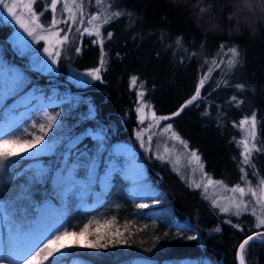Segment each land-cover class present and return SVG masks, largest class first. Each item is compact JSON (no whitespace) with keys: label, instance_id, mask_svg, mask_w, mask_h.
Segmentation results:
<instances>
[{"label":"trees","instance_id":"1","mask_svg":"<svg viewBox=\"0 0 264 264\" xmlns=\"http://www.w3.org/2000/svg\"><path fill=\"white\" fill-rule=\"evenodd\" d=\"M105 4L111 6V11L124 12L114 20L129 28L118 43L112 36L105 38L103 47L107 63L115 61L118 53L127 50L129 53L134 51L133 63L116 69L106 65L100 80L83 86L68 81L61 67L56 72L46 73L31 67L20 56H15L21 58L20 62L11 59L14 49L7 36L12 27L0 18L2 59L15 64L25 81L20 90L6 96L0 104V121L9 112L31 104L36 94L48 99H78L88 105V115L74 132L64 138L55 151L35 158L46 166L41 175L29 166L31 157L0 158V224L6 223L9 229L26 226L36 216L40 205L45 201H57L53 175L62 165L65 152L82 150L91 144L89 131L92 129L105 136L108 153L115 142L132 144L150 184L166 195L176 219L196 228L198 234L182 238L175 227L161 221L150 226L149 218L139 213L134 201L128 197L126 181L115 174L109 188L102 191L103 200L92 208L83 207L68 195L65 209L54 225L59 231H77L97 216L107 214L122 226L127 223L124 236L101 238L99 243L103 241L106 248L92 249L73 242L68 249L54 254V264H70L74 258L86 264H130L137 258H146L150 264H179L184 257L197 264H204L206 260L210 264H236V247L242 237L251 232H264V228L247 229L240 225L241 231L234 227L236 223L229 224L227 217L212 206L202 191L187 183L167 158L159 154L161 145L166 148L163 134L153 140L146 135L142 145L136 134L141 121L135 105L139 97L137 92L142 90L143 101L150 104L156 114L171 117L165 122L170 120L178 126L182 121L190 133L181 126H178L179 131L189 137L190 143L199 141L202 144L206 156L201 158L207 166L234 167L238 173L245 167L252 172L242 163L243 147L239 141L243 130L236 125L244 116L255 113L254 143L257 148L262 147L264 0H105ZM93 5L94 0H84L85 15L90 13ZM82 19L85 23V18ZM108 29L111 33L114 30ZM88 37L86 33L79 41L76 37L80 54L96 55L100 47L97 42H87ZM141 41L142 48L138 47ZM149 46L163 49L167 59L165 64ZM232 46L241 53L242 64L231 71L223 66L213 71L201 92L204 99H198L172 117L171 114L191 98L195 80L208 73L205 66L213 59L226 60L227 48ZM133 76L137 78L135 87L130 85ZM218 83L220 87H217ZM241 83L247 86L244 90L235 87ZM208 91L212 92L211 96H207ZM233 96L237 101H232ZM256 155L264 162V151H253L252 159ZM104 163L102 158L98 171L103 169ZM93 186L97 190V180ZM92 195L93 192H89L87 196L90 199ZM217 228L220 231H215ZM245 264H264V242L251 241L246 246Z\"/></svg>","mask_w":264,"mask_h":264},{"label":"rangeland","instance_id":"2","mask_svg":"<svg viewBox=\"0 0 264 264\" xmlns=\"http://www.w3.org/2000/svg\"><path fill=\"white\" fill-rule=\"evenodd\" d=\"M49 4L50 0H37V3L33 6L34 11L37 14L43 12V15L40 16L39 22L45 27L50 24L53 16ZM17 11L22 15V19L26 23L29 22V13L22 5ZM96 11L97 6L93 5L89 14H94ZM101 11H103V9H101ZM89 14L85 15L84 11L79 14V18H85V23H83L82 26L71 20L68 21V24L60 23L56 26L57 29L65 30L61 31L60 35L63 36L67 34L69 40L65 41L63 45L57 46L56 50L60 52V56L58 57V62L53 63L52 57L44 52V48L50 46L49 42L33 39L32 36H29L28 33L20 27V24L16 22L15 18L10 16L6 10L0 8V18L9 22L12 27L7 36L10 45L14 49L10 58H15L14 61L17 63L21 61V58H16L15 56H20L22 59H25L31 67L46 73L56 72L61 67L65 70L68 81L77 86H83L96 80L88 73L90 70L100 66V58L102 55L105 61L104 68L108 65L111 69H116L127 65L128 62L133 63L134 51L129 53L128 50L123 53H118V57L115 61L107 63L105 54L106 50L98 43L97 45H99L100 49H98L96 55L89 52H83L81 54L80 51L77 52L76 49H80V46L76 44V37L78 36L79 41L81 35L84 33L83 28L89 27L87 24ZM56 18L58 20L68 19V13L63 11V0L57 5ZM79 27L81 29L77 31ZM68 28H71V31H67ZM105 28L107 29L105 30ZM108 28H110L111 31L114 29L112 37L117 43L123 34L129 29L128 26H123L122 22L119 20H112L109 24L103 25L101 27V32L104 43L105 38L108 37ZM41 34L46 33L42 32ZM97 39L98 38L93 34L88 37L87 42H93L95 44ZM143 45L144 44L141 41L139 42L138 47L142 48ZM128 47L130 48V46ZM149 48L150 51L154 49V53L156 52V54L159 55L162 64H165L164 62H166L167 59L165 53H163V49H156V47L153 46H149ZM135 49L136 48H134V50ZM210 66L211 64L207 67L205 66L204 70L208 72ZM200 78L195 80L191 96L194 94ZM24 84L25 81L21 77V70L15 64H9L6 60L2 59L0 51V104L6 96L20 90ZM211 94L212 92L208 91L207 96H211ZM142 102L147 105V107H145L147 118L143 123H140L136 130L138 140L143 145L144 139L147 137L146 135H149L153 140L157 135L161 136V134H163L164 146H166V148H162L161 145L159 149L161 152L159 151V154L162 157L167 158L172 167L180 173V176L184 178L187 183H191L193 186L196 184L204 185L210 177L214 181H223V184L227 185L228 188H231L237 183L244 186V173L240 171L238 173L234 167L230 168L229 166L220 168L212 165L207 166L201 158L202 155L204 157L206 156L202 144L199 141H194L195 144L190 143L189 137L183 135L179 131L178 126H181L185 132L190 133L186 129V125H183L182 121H180V125L177 126L173 124V121L169 120L167 123L164 120H159V117L162 116L159 114H156L157 119L153 120L152 112L154 110L150 104L141 101L140 97H138L135 105V112L139 118L140 113L137 112V108L141 106ZM45 113L48 115H56V122L51 125L49 130H47V134L44 135V140L36 147L29 148L26 152H22L20 146L14 147L15 151L22 152L19 156H28L33 159L29 166L33 168L36 174L40 175L45 171L46 166L39 159L35 160V158L38 155L55 151L60 142L74 132L80 122L88 115L87 103L78 99H48L43 97L42 94H36L35 99L31 104L20 108L18 111L9 112L7 117L0 121V139L12 137H19L22 140L31 139L34 134H42L39 130L40 124H45L47 128L48 120ZM57 113L59 115H57ZM167 124L172 125V129L169 132L164 131ZM173 131L182 140L187 142V148L172 136ZM89 132L92 135L91 144L82 150L65 152L62 165L53 175L52 182L55 185L57 201H45L40 205L36 216L32 219L31 223L26 226L17 225L16 228L9 229L6 223L1 222L0 262H2V264H15V255L23 254L25 251L34 248L37 245L41 246L51 235L62 232L56 230L54 223L60 216L61 212L65 209L66 197L68 195H72L77 202L81 203L85 208H92L96 203L103 200V197L101 196L102 191H106L109 188L115 174H119L121 178L126 181L127 195L132 201H134L135 206L138 207L140 204L148 205L145 208L138 207V209L139 213L144 217L147 216L149 218L146 217L150 226L154 225L157 221H161L168 226L175 227L179 233L178 236L182 238H188L198 234L196 228L188 226L186 222L178 221L176 219L171 206L168 204L166 195L163 192L156 190L150 184V181L146 176L145 167L142 161L138 158L132 144L124 141L115 142L110 148V153H108L106 150L107 142L105 136L100 131L91 129ZM138 133L140 134L139 136ZM244 136L245 133L243 131L241 139H243ZM169 144L170 148L168 147ZM249 146L251 147V143ZM197 147L200 148V151ZM191 151H196L197 155L200 157L199 161L190 157L189 153ZM242 153L243 151L240 153V156L243 159ZM102 158H104L105 163L103 169L98 171L97 168ZM252 160H255L253 162L255 168L253 169L248 166L249 170L251 169L252 172H249L245 167L244 170L248 174L246 177L247 180L254 186L258 182V179L264 176V162H260L257 155L256 158ZM201 164L203 165L202 168L200 167ZM202 173H207V176L202 175ZM95 180H97L99 185L97 190L93 186ZM228 188H225L223 185H209L206 192L203 187H200L199 189L205 197L208 198L212 206L220 211L216 202L226 205L228 198L233 195ZM89 192H93L90 199L87 196ZM247 199L248 197H245V200ZM220 212L233 223L239 224L247 229H257L255 227V218L250 213L246 212L237 217L231 212ZM92 221H98L100 225H105L106 221H113L112 224L105 225L101 228L100 234L102 238L107 237L109 239L112 237L120 239L126 232L125 224L122 226L123 224L117 223L113 217L107 214L99 215ZM96 226V223L91 224L89 234L86 237L79 238L80 245L96 242ZM117 230H119L120 234L114 235L113 233ZM69 231L71 232V230ZM75 232H79V230ZM76 240L77 237L71 236L66 238L64 243L70 246L73 242H76ZM101 243H103V241ZM68 248L69 247L64 248L62 251ZM70 264L86 263L74 258ZM130 264H150V261L146 258H137ZM179 264L197 263L188 257H184L179 261ZM204 264L210 263L206 260Z\"/></svg>","mask_w":264,"mask_h":264},{"label":"snow or ice","instance_id":"3","mask_svg":"<svg viewBox=\"0 0 264 264\" xmlns=\"http://www.w3.org/2000/svg\"><path fill=\"white\" fill-rule=\"evenodd\" d=\"M37 3V0H0V8L7 11V13L15 18L16 22L20 24V27L23 28L29 36H32L33 39L40 41H48L50 46L44 48V52L47 53L50 57H52V62H58V57L60 56V52L56 50L57 46L63 45L65 41L69 40V36L67 34L61 36V31H65L64 29H57L56 26L60 23L68 24V21L71 20L74 23L83 24L84 20L79 18V14L84 11L83 4L84 0H63V11L68 13L67 20H58L56 18L57 5L61 3V0H50L49 7L52 10L53 16L50 24L45 27L43 24L39 22L40 16L43 15V12L37 14L34 11V4ZM95 5L97 6V11L94 14H89L87 24L89 27L83 28V32L87 33L89 36L95 35L97 37V43L103 46L104 39L102 38L101 27L103 25L109 24L112 20L124 15V12L121 11H111V6L109 4H105V0H94ZM23 6L24 9L29 13V22H25L22 19V15L18 13L17 9ZM75 8V11H74ZM103 9V11H101ZM47 10V9H45ZM67 31H71V28H68ZM79 31V29H77ZM46 34H41V33ZM107 36L110 38L112 36L111 32L107 33ZM54 41V43H53ZM223 45L221 49L223 50ZM77 52L80 51L79 48L76 49ZM227 59L216 60L213 59L211 61V66L208 69V73L203 75L195 88L194 94L188 99L183 105L180 106L177 112L171 114L172 117L177 116L182 112L186 107L192 105L198 99H204L202 97V89H204L206 82L211 78V73L222 66L227 70L231 71L235 69L237 66L242 64L241 53L235 46L227 48ZM222 53H217V55H221ZM104 57L103 55L100 58V66L90 70L88 73L93 78L100 80L101 79V71L104 68ZM227 84V81H224ZM130 85L135 87L137 86V78L133 76L130 80ZM142 88L143 85H140ZM217 87H220V84H217ZM236 88L240 90H244L247 86L244 84H236ZM138 96L143 101L144 92L141 90L138 92ZM232 101H237V97L233 96ZM145 107L147 105L145 103H141V106L137 108V112L140 113L141 123L147 118L145 114ZM57 115H59L57 113ZM45 116L48 120L47 128L45 124L39 125V130L42 134L33 135L31 139H20L19 137L5 138L0 139V158H8L19 156L22 152L28 151L29 148H34L39 145L44 140V135L47 134V130L51 128V125L56 122V115H48L45 113ZM171 117L169 116H160L159 120H168ZM152 119L156 120V113L152 112ZM237 127L241 128L245 136L243 139L239 141V144L243 147V160L242 163L244 165H248L255 168V165L252 162V153L253 151H264V141H261L262 147L257 148L256 143V126H257V118L255 113L251 116H244L237 125ZM172 129L171 124H167L164 128L165 132H169ZM140 134L138 133V136ZM172 136L175 137L185 148H187V142L182 140L174 131L172 132ZM151 139V137H149ZM251 143V147L249 146ZM15 146H20L22 152H17L14 150ZM190 157L200 160V157L197 155L196 151H191L189 153ZM202 168L203 165L201 164ZM241 172L244 173V186H241L240 183L235 184L231 188H228L227 185L223 184V181H214L212 178L207 179V183L204 185L196 184L197 188L203 187L205 192L208 190L209 185H223L225 188L233 193L231 197L228 198L227 204H220L218 202L217 206L220 208V211L229 213L231 212L234 216H241L244 213H250L255 218V227L257 229L264 228V176L258 179V182L253 186L250 181L247 180V173L241 168ZM255 174V173H254ZM202 175L207 176V173H202ZM245 197H248L245 200ZM254 198V199H253ZM148 205L140 204L138 207L145 208ZM96 223L95 235L96 242L95 243H87L84 245H80L79 238L86 237L90 232V225ZM113 221H106L105 225L112 224ZM229 224L232 223L231 220L228 221ZM105 225H100L99 222L89 221L88 224H85L79 232L64 230L62 232L55 233L47 238V241L42 244V246L37 245L34 248H31L25 251L23 254L15 255V264H54L56 261L55 253H60L62 249L69 247L64 243L65 239L71 236L77 237L76 245L83 246L88 248H106L107 244L99 243L101 237L100 230ZM127 228V223L125 224ZM234 227L239 228L241 231L243 229L239 224L234 225ZM215 231H220L219 228L215 229ZM114 235H119V230H117ZM194 238V237H193ZM254 239L264 240V232H254L252 235L246 236V238L239 244L238 246V260L239 264H245V251L246 246L249 245L251 241ZM2 264V262H0Z\"/></svg>","mask_w":264,"mask_h":264},{"label":"water","instance_id":"4","mask_svg":"<svg viewBox=\"0 0 264 264\" xmlns=\"http://www.w3.org/2000/svg\"><path fill=\"white\" fill-rule=\"evenodd\" d=\"M254 232H251V233H248L246 235H244L242 237V239L239 241V243L237 244V247H236V252H235V255H236V264H239V260H238V246L239 244L246 238V236L248 235H252ZM253 241H259V242H264V240H261V239H254Z\"/></svg>","mask_w":264,"mask_h":264}]
</instances>
